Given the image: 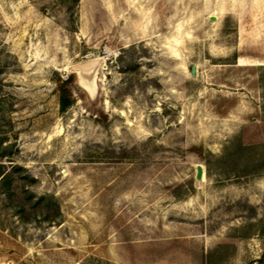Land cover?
Returning <instances> with one entry per match:
<instances>
[{"label":"rangeland","instance_id":"374dc122","mask_svg":"<svg viewBox=\"0 0 264 264\" xmlns=\"http://www.w3.org/2000/svg\"><path fill=\"white\" fill-rule=\"evenodd\" d=\"M0 264H264V0H0Z\"/></svg>","mask_w":264,"mask_h":264},{"label":"water","instance_id":"95a60500","mask_svg":"<svg viewBox=\"0 0 264 264\" xmlns=\"http://www.w3.org/2000/svg\"><path fill=\"white\" fill-rule=\"evenodd\" d=\"M210 20L212 22H216L218 18L216 16H210ZM94 63H88L77 67L78 71H80V74L82 76L83 84L86 87H88L91 91H93L94 83L88 80L87 77H85L84 72L90 71V69H92V64ZM193 70L195 71V66L193 67ZM204 175H205L204 166L202 164H197L195 171V181L198 183L202 182V180L204 179Z\"/></svg>","mask_w":264,"mask_h":264},{"label":"trees","instance_id":"16d2710c","mask_svg":"<svg viewBox=\"0 0 264 264\" xmlns=\"http://www.w3.org/2000/svg\"><path fill=\"white\" fill-rule=\"evenodd\" d=\"M69 102H70V100L68 97L62 96V107L63 108H66L68 106Z\"/></svg>","mask_w":264,"mask_h":264},{"label":"bare ground","instance_id":"6f19581e","mask_svg":"<svg viewBox=\"0 0 264 264\" xmlns=\"http://www.w3.org/2000/svg\"><path fill=\"white\" fill-rule=\"evenodd\" d=\"M215 23V22H214Z\"/></svg>","mask_w":264,"mask_h":264}]
</instances>
